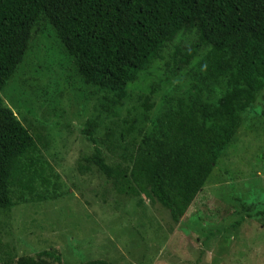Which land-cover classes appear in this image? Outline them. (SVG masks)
<instances>
[{"label":"trees","instance_id":"trees-1","mask_svg":"<svg viewBox=\"0 0 264 264\" xmlns=\"http://www.w3.org/2000/svg\"><path fill=\"white\" fill-rule=\"evenodd\" d=\"M44 32L52 33L81 82L103 94L100 114L84 128L88 143L126 166L134 192L150 196L179 223L237 135L242 114L264 89V0H0V214L28 197L45 199L33 192L38 180L48 183L50 166L41 162L47 140L37 127L24 125L1 96L36 34ZM182 35L195 39L185 52L177 48V62L188 67L199 58L197 83L168 101L170 106L154 121L153 91L139 95V106L121 120L131 87ZM60 57L58 53L57 61L66 65ZM168 81L159 84L167 88ZM203 84L209 93L220 86L224 94L208 103L195 94ZM103 118L113 120L107 125ZM102 196L110 197L106 190ZM0 264L64 260L58 250L49 249L17 259L9 254Z\"/></svg>","mask_w":264,"mask_h":264},{"label":"rangeland","instance_id":"rangeland-1","mask_svg":"<svg viewBox=\"0 0 264 264\" xmlns=\"http://www.w3.org/2000/svg\"><path fill=\"white\" fill-rule=\"evenodd\" d=\"M45 32L36 34L19 72L1 92L22 123L37 127L47 140L41 162L50 166L48 183L38 180L33 192L45 199L28 197L0 214V258L55 249L64 264L97 259L111 264H264V215H259L264 211V89L242 114L237 135L177 223L150 196L134 192L126 166L88 143L84 128L100 114L103 94L81 82L52 33ZM194 39L182 35L163 50L131 87L121 120L139 106V95L153 91L154 121L168 101L197 83L199 58L188 67L177 62L178 49L185 52ZM58 53L66 65L57 61ZM166 77L168 87L163 88L159 80ZM203 86L195 94L208 103L224 94L220 86H212L211 93ZM112 120L102 121L110 125ZM104 190L109 198L102 196Z\"/></svg>","mask_w":264,"mask_h":264}]
</instances>
